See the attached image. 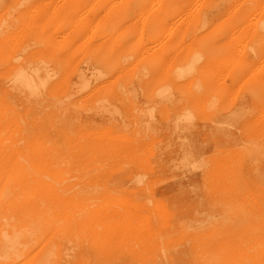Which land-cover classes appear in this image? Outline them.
Here are the masks:
<instances>
[{"label":"bare ground","instance_id":"1","mask_svg":"<svg viewBox=\"0 0 264 264\" xmlns=\"http://www.w3.org/2000/svg\"><path fill=\"white\" fill-rule=\"evenodd\" d=\"M0 264H264V0H0Z\"/></svg>","mask_w":264,"mask_h":264}]
</instances>
